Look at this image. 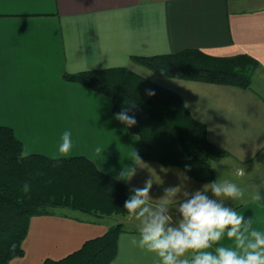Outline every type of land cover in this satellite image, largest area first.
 <instances>
[{
  "label": "crops",
  "instance_id": "obj_1",
  "mask_svg": "<svg viewBox=\"0 0 264 264\" xmlns=\"http://www.w3.org/2000/svg\"><path fill=\"white\" fill-rule=\"evenodd\" d=\"M190 49L215 57L248 55L264 72V0H0V126L13 129L23 151L49 158H57L61 137L70 131L73 148L61 158L84 156L129 189L151 179L153 203L164 188L179 185L181 192L174 198L178 204L184 191L207 183L190 179L177 167L142 159V165H133L134 152L140 156L143 148L114 119L110 99L65 81L63 75L127 68L179 94L192 117L205 124L207 139L228 157L251 161L264 151V97L258 91L166 79L131 60ZM128 167L136 169L130 181L120 177ZM217 179L232 180L215 172ZM254 194L259 200L252 196L231 204L233 200L222 197L217 202L230 203L227 207L245 221L251 218L249 231L264 232V191ZM168 214L175 226L179 213L170 207ZM79 216L32 217L22 243L24 254L12 263L63 259L115 225L111 217ZM127 217L133 226L120 234L110 264H160L154 253L132 243L139 238L140 221ZM219 244L235 246L226 234Z\"/></svg>",
  "mask_w": 264,
  "mask_h": 264
},
{
  "label": "trees",
  "instance_id": "obj_2",
  "mask_svg": "<svg viewBox=\"0 0 264 264\" xmlns=\"http://www.w3.org/2000/svg\"><path fill=\"white\" fill-rule=\"evenodd\" d=\"M131 60L162 78L240 89H250L259 67L248 55L215 57L196 49ZM63 79L109 98L113 113L125 109L135 116L137 124L127 130L138 137L142 160L180 168L190 179L209 183L215 180L211 163L229 155L207 139L205 124L192 117L179 94L127 68L65 73ZM22 151L13 129L0 126V264H13L24 254L22 243L32 217L55 215V209L96 218L128 215L123 204L130 189L88 158L29 154L18 159ZM25 182L31 186L28 196L21 191ZM122 232L121 224L112 225L65 258L42 264H110Z\"/></svg>",
  "mask_w": 264,
  "mask_h": 264
},
{
  "label": "clouds",
  "instance_id": "obj_3",
  "mask_svg": "<svg viewBox=\"0 0 264 264\" xmlns=\"http://www.w3.org/2000/svg\"><path fill=\"white\" fill-rule=\"evenodd\" d=\"M114 119L131 128L137 124L136 118L122 109ZM58 147L57 159L67 156L72 148V133L65 131ZM100 151L99 148L96 149ZM29 153L22 151L18 159H25ZM133 165H142L138 153L134 152ZM135 167L121 171L120 177L130 181L135 175ZM152 180H146L143 186L130 188V195L124 201L123 208L128 216L140 221L139 238L132 239L141 249L154 253L160 264H264V232L251 229L252 219L245 221L236 210L225 207L220 198L239 200L243 190L229 180H213L201 189L184 191L183 199L177 204L174 198L181 192L179 185L164 188L163 196L153 203L150 195ZM21 191L28 196L31 186L25 182ZM211 193V198L207 193ZM259 194L253 199L259 200ZM175 207L179 219L172 226L169 208ZM243 228V231H242ZM247 233V235H246ZM234 241V247H225L219 242L225 237ZM215 247L214 252L208 251ZM15 249V244L11 246ZM196 253L191 260L184 259L186 253Z\"/></svg>",
  "mask_w": 264,
  "mask_h": 264
},
{
  "label": "rangeland",
  "instance_id": "obj_4",
  "mask_svg": "<svg viewBox=\"0 0 264 264\" xmlns=\"http://www.w3.org/2000/svg\"><path fill=\"white\" fill-rule=\"evenodd\" d=\"M152 75L156 74L153 73ZM251 81L250 88L258 91L259 94L264 97V72L260 67L253 71ZM211 166L215 172L219 173V177H229L230 180L232 179L231 182L236 183L243 190V197L239 200H233L230 202L231 204H240L254 196V193L257 191H264V151H259L251 161L245 163H239L230 157H225L219 161L212 162ZM230 203L228 205H230ZM53 212L55 214H68L81 217L79 216L80 213L66 209H55ZM108 218L112 219L114 224H121L124 227V231L129 230L131 225L133 226V224L127 222V215L109 216ZM137 226L139 228L141 227L140 224H137Z\"/></svg>",
  "mask_w": 264,
  "mask_h": 264
}]
</instances>
